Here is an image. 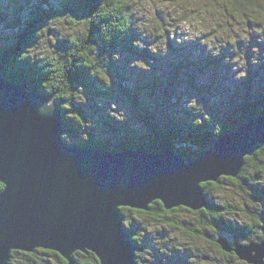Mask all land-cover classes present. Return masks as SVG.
<instances>
[{"label":"water","instance_id":"1","mask_svg":"<svg viewBox=\"0 0 264 264\" xmlns=\"http://www.w3.org/2000/svg\"><path fill=\"white\" fill-rule=\"evenodd\" d=\"M50 99L5 79L0 65V264H10L12 251L35 249L54 251L68 264H77V251L93 253L99 264H137L121 207L147 211L159 201L165 210L206 208L201 183L236 178L241 154L251 156L264 143V115L258 114L192 160L167 147H82L61 138L56 100L40 111ZM216 243L247 264H264V241L231 244L220 236Z\"/></svg>","mask_w":264,"mask_h":264},{"label":"trees","instance_id":"2","mask_svg":"<svg viewBox=\"0 0 264 264\" xmlns=\"http://www.w3.org/2000/svg\"><path fill=\"white\" fill-rule=\"evenodd\" d=\"M39 6L33 7L27 16L20 11H16L10 18L4 17L0 20V32H12L11 41L8 40L10 34L3 36L0 33V38L4 39L0 41V65L2 66V75L5 79L15 81L17 83H26L29 86V90L41 95L50 96L49 92H46L41 87V80L46 78L40 67H37V62L31 59L18 60L19 53L25 48V46L31 44L34 40L35 30L44 24L47 18L54 14H62L63 12H71L76 16L90 15L92 11L96 9L95 18H101L100 23H105L106 27L119 30L122 24L116 20L111 19L110 23L107 18L111 13V6L114 0H38ZM75 20L76 18L73 17ZM91 33L89 40L96 42L99 33V24L91 23ZM5 28L7 31H5ZM134 30L129 29L126 33L116 32L109 42L101 41V46L98 50L100 53H107L111 56L113 51H119L128 53L135 58H153L155 55L147 50V48L139 49L131 46L130 41L134 39ZM56 47L61 50H66L70 47V44L66 40H60L57 42ZM95 45H78L75 47L74 56L77 63H83L88 65L90 63L91 49ZM94 59V58H93ZM147 60V59H146ZM219 64L218 56H205L198 60H181L178 63L172 64L175 72L185 71L192 69L201 72L203 70L210 69V66ZM108 71L111 76V87H105L103 82L99 79L93 78L88 74V68L77 67L75 70H69L67 76L71 83V87L74 89L78 84L84 86V94L88 98L92 99H120L127 107L131 108L135 113L140 128L133 127L127 121L116 120L109 114L102 116V123L105 125L112 134L121 135L125 138L121 144H115L112 147L106 146L99 139H87L79 146L93 147L105 151L117 152L129 148H141L149 152H156L163 147L173 149L178 155L185 160L194 159L199 151L211 147L215 141L224 133L231 131L237 126L247 121L250 117L255 115H264V88L260 89L259 99L254 102L249 97L248 90L252 86L251 78L257 75L256 72H248L246 78H243L244 94L233 93L231 97V105L226 106L222 114H216L210 112L209 115L213 123L219 122L221 125V133L218 136H213L211 132L212 124L208 121H204L198 126H193L190 121L195 118L196 115L201 116L202 113H193L191 110H187L188 117L181 118L180 116L170 115L168 110H163L159 106H150L144 95L153 91V86L158 89L162 83H170L168 79L160 76L151 75L149 77H141L133 79V76H129L125 71L120 70L118 61H111L108 64ZM95 72L99 75L103 72L102 68H95ZM107 77V73H104ZM104 76L100 78L103 79ZM150 78V82L147 80ZM47 83V82H46ZM159 85V87H158ZM54 87H59V84H54ZM164 88V89H163ZM160 87L162 94L167 87ZM204 92V86H200L198 94ZM205 93V92H204ZM207 93V92H206ZM57 102L62 112L64 119V129L69 137L77 136L78 129L75 127L86 126L87 110L89 108V100L85 103H77L76 100L82 95V93L76 91L72 92L71 98H65L62 92H57ZM204 95V94H202ZM209 104V103H208ZM205 101H202L203 106H208ZM210 105V104H209ZM214 111L217 110L213 108ZM257 146V145H256ZM251 158L260 162L261 157L253 152L251 156H247L246 159ZM264 173V166L260 167L256 171V175L259 176ZM223 181H227L232 184H236L238 187L246 189L250 201L258 199L264 202V186L259 184H250L246 179L237 176L221 177L216 182L201 183L203 189L218 188L223 184ZM3 185L0 183V190ZM209 200L210 205L206 208L191 211L186 209L187 212L192 215L199 216L197 225H185L184 223L177 222L169 215L180 211L181 207H177L171 210H165L159 201H154L149 205L147 211L130 209L127 207L120 208V214L123 219L126 218L129 221V227L125 228L126 232L130 234V239L135 246V260L137 264L145 262L144 258L140 256L143 247L141 244V237L147 236L146 228H141L139 224L134 221L132 213L138 215H144L152 217L166 225H170L174 228L181 230L186 237L189 238H203L207 236L208 231H212L217 234V238L220 236L225 237L229 243L233 244L239 242L241 239L252 235H264V231H260V227L264 230V211H255L256 208L247 202L234 203L233 201L224 202H212ZM237 215L245 216L246 220H239ZM169 216V217H168ZM138 224V225H136ZM135 225V226H134ZM207 232V233H206ZM145 234V235H144ZM212 240L211 244L215 247L223 257L227 255L234 256L233 253L223 252L216 240ZM249 239L248 241H250ZM158 251V250H157ZM160 255L153 264H194L188 260L187 252H181L178 247H171V254L167 256ZM43 255V256H42ZM155 256V255H153ZM202 256H199V260L206 262L209 260H202ZM57 258L59 264H68L67 261L51 250L35 249L32 252L12 251L10 254V264H53L49 258ZM73 258L77 264H99L97 258L91 252H75Z\"/></svg>","mask_w":264,"mask_h":264},{"label":"clouds","instance_id":"3","mask_svg":"<svg viewBox=\"0 0 264 264\" xmlns=\"http://www.w3.org/2000/svg\"><path fill=\"white\" fill-rule=\"evenodd\" d=\"M95 12L96 9L90 15L76 16L65 11L62 14L49 16L46 22L35 30L33 42L25 46L19 53L18 60H34L37 62V67L47 74L40 83L46 92L52 94V99L41 107L42 113L51 108L53 101L58 99L57 92H62L65 98L70 99V94L78 91L82 95L76 102L85 103L87 101L82 84H78L74 89L71 87L67 76L69 70L86 67L89 76L101 80L105 87H111L112 80L108 64L111 61L119 60L120 53L113 51L110 57L107 53L99 55L97 53L101 41L109 42L116 32L126 33L129 29L134 30L138 37L130 41L131 46L139 49L147 48L152 54H166L170 39H174L177 44L197 42L213 57L220 55L222 48L230 45V51L233 54L225 56L224 62L231 65L234 73L233 78L236 80L247 77L249 61L252 64L260 63L259 44L264 43V0H114L111 13L108 17L102 18H107L109 23L111 19L118 20L122 24L119 30L100 23L101 18H95ZM73 17L76 19L74 20ZM90 22L99 24V39L96 42L89 40V36L93 35L90 31ZM253 34L256 35L257 43L251 45L252 56L248 57L247 46L250 44ZM60 40L68 41L70 47L66 50L58 49L56 45ZM83 44L95 45L91 49L92 55L88 65L77 63L74 56L75 47ZM241 44L243 47L240 46ZM138 62H142L145 66L143 70H149V64L141 58L129 61V67H136ZM97 67L103 69L99 75L95 72ZM104 73H107V78L101 79L100 77L104 76ZM54 84H59V87H54ZM113 104L115 103L110 104L108 112ZM115 106L117 107V105ZM185 107L194 114H203V119L196 115L190 121L193 126L208 121L212 124L213 136H218L221 133L220 123L212 122L209 113L204 110L202 104L198 103L195 96L187 99ZM124 119L125 112L121 109V121ZM90 124L91 121L87 122L86 127ZM60 135L65 141L69 139L66 132H62ZM81 137L84 140L88 139L87 133L84 132L81 133ZM251 151L261 157L260 162L252 160L250 157L246 159V155L250 151L243 152L240 157L241 163L234 172L249 181L250 184L264 186V173L256 175L257 169L264 166V143L254 146ZM200 180L197 181L198 187ZM227 191L234 192L238 189L229 187ZM202 192L206 198L215 202L214 189H202ZM250 202L258 211H264V202L258 199H253ZM121 222L125 228L129 227V221L126 218L123 217ZM155 227L158 228L159 225ZM173 235L178 237V240L173 243L185 239L178 233H173ZM257 235L258 238L249 235L241 239L239 243L246 244L249 239L257 244L264 241V235ZM153 247L162 256L171 254V245L165 246L154 241Z\"/></svg>","mask_w":264,"mask_h":264},{"label":"rangeland","instance_id":"4","mask_svg":"<svg viewBox=\"0 0 264 264\" xmlns=\"http://www.w3.org/2000/svg\"><path fill=\"white\" fill-rule=\"evenodd\" d=\"M36 6H39L38 0H0V20H3L4 17L7 19L10 18L16 11H20L22 14L27 16L29 11ZM249 26L251 27V24H249ZM5 31H7L6 28ZM0 33L3 36H5V34H10L8 40H12V32L7 31L5 33ZM134 37L138 38L135 31ZM3 40L4 39L0 38V41ZM145 43H147V41H145ZM256 43V35L253 34L251 42L247 46L248 57L252 56V52L250 50L251 45ZM240 46L243 47L242 44ZM259 48L260 63L252 64L249 61L248 64V72H256L258 70L257 75L251 78L252 86L248 90L249 97L254 99V102L260 98L258 95L260 89L264 88V43H260ZM119 53L120 59L117 61L120 65V70L125 71L129 74V76H133V79L149 77L152 74L169 80L170 83H162L160 85L161 88L167 87V90L164 91L165 95L162 94L163 91L162 89L160 90L158 85V89L155 88L156 86H153V91L147 95L145 94L144 98H146L148 105L159 106L163 110H168L169 114L173 116H180L181 118L188 117L187 110L189 109L185 107V104L187 99L192 96H195L200 104H202L203 100L205 103L210 104H208V106H203L206 112H215L216 114L221 115L225 107L231 105V100L233 99L231 96L233 93L244 94L245 88L242 82L243 79H234V73L232 72L231 65L224 62L225 56H231L233 54L230 51V45L222 48L221 54L218 55L219 64H214L210 66V69L203 70L201 72H198L197 70L192 71V69L187 70V72L172 71V64L178 63L181 60H198L205 56H210L209 52H207L205 48L197 42H184L177 44L174 39H170L168 41V51L166 54H154L155 56L152 59L146 57L147 60L145 58H141L149 64L148 71L143 70L145 66L142 62H138L136 67H129V61L135 59V57L130 56L128 53ZM106 78L107 77L104 76L103 79ZM147 80L150 82V78ZM200 86H204L205 93L202 92L204 95L198 94ZM87 99L90 104L87 110L86 124L89 121H91V124L87 127H80L76 124L75 127L78 129V134L74 137L68 136L69 139L66 142L69 144L80 145L85 142L86 140L81 137L82 132L87 133L88 139H99L109 147L124 142L125 138L121 135L112 134L109 129L103 125L101 119L102 116L109 114L116 120H121V109L125 112L124 120L131 124V126L140 128L137 118L134 115L135 112L131 108L127 107V104H124L120 99L106 100L92 99L89 97ZM111 103L115 104L112 105L108 112L107 109ZM115 105H117V107ZM213 108L217 110L214 111ZM229 187H235L238 191L229 192L227 191ZM212 189H214L216 193L214 197L216 202L233 201L234 203H240V206H242L243 202H247V204L252 205L248 194L245 195L247 190L238 187L236 184L234 185L227 181H223V184H221L220 187ZM255 211H257V209ZM131 215L134 218L133 220L139 224L140 229L145 227L147 231V236L144 234L145 236L140 239L143 247V251H141L140 256L143 257L145 261L140 262V264H153V261L155 263L158 259L155 258L156 255L157 257L160 256L158 251L153 247L154 241L165 246L171 245V247H178L181 252H187L188 260L194 264H247L239 260L236 256L227 255L226 257H223L211 244V241L215 240L218 236L212 231H208V233L206 232L207 236L203 238H189L186 237L181 230L170 225H166L152 217L138 215L136 213H132ZM169 216L172 217L173 220L184 223L185 225H197V222L199 221V216L192 215L187 212L184 207H181L179 212L173 213ZM235 217H238L239 220H246L243 215H237ZM156 225H159V227H155ZM150 228L152 229L151 231L149 230ZM259 230L261 231L262 228L260 227ZM173 233H178L179 235L184 236V241L173 243V241L178 240V237L174 236ZM203 254L209 257V260L206 262L198 259L199 256ZM49 259L53 264H59L57 262V258L51 257Z\"/></svg>","mask_w":264,"mask_h":264}]
</instances>
